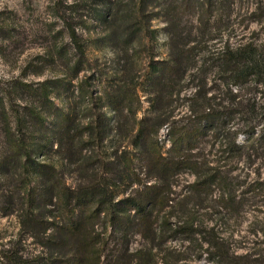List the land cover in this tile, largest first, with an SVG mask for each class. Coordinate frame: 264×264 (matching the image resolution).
<instances>
[{
	"label": "trees",
	"instance_id": "16d2710c",
	"mask_svg": "<svg viewBox=\"0 0 264 264\" xmlns=\"http://www.w3.org/2000/svg\"><path fill=\"white\" fill-rule=\"evenodd\" d=\"M152 31L134 22L120 40L126 38L133 46L143 37L152 39ZM178 31H166L167 55L149 63L152 113L124 132L119 116L132 114L134 101L140 107L130 82L103 90L107 109L102 111L93 110L92 94L82 88L78 87L76 101L68 94V84L62 91L66 94H55L51 100L48 87L23 84L29 93L24 110L1 136L0 213L16 212L21 231L47 253L26 256L13 247L0 252V264H126L115 255L132 229L146 241L149 234L162 240L165 232L194 235L192 224L172 228L165 218L154 219L166 207L176 206L182 194L174 189L176 178L183 172L193 176L183 194L193 204L214 194L215 204L227 213L240 211L242 198H236L230 167L250 149L264 147V103L259 97L264 91V52L244 42L196 58L193 49L198 42L190 44L192 40ZM70 36L79 53L69 69L75 73L84 51L73 28ZM183 90L184 114L162 112L160 104L170 103ZM49 107L53 112H48ZM27 120L32 128L25 126ZM163 126L169 142L164 151L158 136ZM107 139L115 145L112 153L104 155L99 149ZM65 170L78 177L68 182ZM126 181L137 187L119 196L118 188ZM206 243L201 253L217 262L246 264L247 255L229 253L218 239ZM153 246L151 240L137 248L133 264H154Z\"/></svg>",
	"mask_w": 264,
	"mask_h": 264
},
{
	"label": "rangeland",
	"instance_id": "374dc122",
	"mask_svg": "<svg viewBox=\"0 0 264 264\" xmlns=\"http://www.w3.org/2000/svg\"><path fill=\"white\" fill-rule=\"evenodd\" d=\"M134 22L153 30L152 39L136 40L135 47L126 38L120 40ZM72 28L84 51L83 63L75 73L69 72L72 61L79 56L71 41ZM171 28L192 40L190 44L198 42L193 45L196 58L206 57L226 44L244 42H252L264 52V0H0V142L3 133L14 127L16 114L24 110L29 96L22 87L25 83L32 88L48 87L50 98L66 94L62 91L68 84V94L75 101L78 87L82 88L92 94L89 104L93 110L102 111L107 109L103 90L130 82L139 96L140 107L138 110L134 101L135 111L127 115L124 110L127 116H119V121L125 129L122 127L121 132L131 129L135 120L152 113L147 94L149 63L167 55L166 31ZM55 78L64 79L62 85L50 83ZM184 91L173 96L170 103H161L162 112L172 110L175 117L182 116L186 110ZM259 97L264 103V91L259 92ZM53 102L57 104L59 100ZM48 112H53V108L49 107ZM25 126L32 128L33 124L27 120ZM158 136L164 151L169 146L165 126ZM238 138L243 140L241 135ZM114 145L107 139L99 152L108 155ZM248 154L230 167L236 198H242L238 213L232 215L218 207L214 194L198 205L187 195L183 197L193 180L191 174L183 172L176 178L174 189L182 192L176 206L166 207L154 219L165 218L172 228L174 224H192L194 235L165 232L162 240L149 234L146 241L132 229L115 256H120L123 263L133 264L135 250L152 240L154 264H225L201 253L206 240L216 238L229 253L247 255L246 264H264V147L250 149ZM134 169L139 171L138 161ZM66 170L68 182L78 177ZM90 170L91 167L87 174H91ZM136 187L126 181L118 188V194H128ZM19 220L16 212L0 213V252L15 247L26 256L45 255L47 250L21 231Z\"/></svg>",
	"mask_w": 264,
	"mask_h": 264
}]
</instances>
